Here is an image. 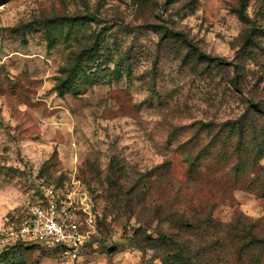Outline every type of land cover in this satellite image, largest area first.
<instances>
[{
  "label": "rangeland",
  "instance_id": "374dc122",
  "mask_svg": "<svg viewBox=\"0 0 264 264\" xmlns=\"http://www.w3.org/2000/svg\"><path fill=\"white\" fill-rule=\"evenodd\" d=\"M239 5L0 4V229L49 186L96 221L76 258L0 264H264V0Z\"/></svg>",
  "mask_w": 264,
  "mask_h": 264
},
{
  "label": "built area",
  "instance_id": "2783aa9c",
  "mask_svg": "<svg viewBox=\"0 0 264 264\" xmlns=\"http://www.w3.org/2000/svg\"><path fill=\"white\" fill-rule=\"evenodd\" d=\"M95 226L94 214L88 207L71 196L64 198L49 186L30 202L19 221L8 222L0 229V247L37 244L76 258L88 244Z\"/></svg>",
  "mask_w": 264,
  "mask_h": 264
},
{
  "label": "trees",
  "instance_id": "16d2710c",
  "mask_svg": "<svg viewBox=\"0 0 264 264\" xmlns=\"http://www.w3.org/2000/svg\"><path fill=\"white\" fill-rule=\"evenodd\" d=\"M4 0H0V4L3 2ZM247 0H240V5L239 7L236 9V12L238 13L239 17L244 20L247 21L248 19V14H247V5H246ZM174 34H178V32L173 31ZM192 48L194 50V52L198 55V57L202 60H217L221 63L225 62V59L222 57H212L211 55H209L208 53L203 52L199 47L192 45ZM86 51H84L81 55V57H79V59L76 61V63L71 67L70 69V77L69 80L72 78V76H74L79 70H82L83 65L81 63V58L84 55ZM67 80V79H66ZM66 80H63V83H60L58 90L60 93H63L64 89L63 87L66 84ZM236 83V82H235ZM69 86L71 85V83L68 84ZM13 218V217H12ZM21 219V217L17 216L16 219L12 220V221H19ZM11 221V220H10ZM261 240V239H260ZM25 243H20V244H15L14 246H18V245H22ZM32 245V244H31ZM33 245H37V244H33Z\"/></svg>",
  "mask_w": 264,
  "mask_h": 264
}]
</instances>
